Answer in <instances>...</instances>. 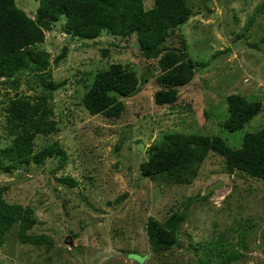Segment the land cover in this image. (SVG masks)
Here are the masks:
<instances>
[{
	"label": "rangeland",
	"instance_id": "1",
	"mask_svg": "<svg viewBox=\"0 0 264 264\" xmlns=\"http://www.w3.org/2000/svg\"><path fill=\"white\" fill-rule=\"evenodd\" d=\"M12 1L35 21L39 0ZM183 1L186 19L167 28L156 57L141 52L134 32L73 35L60 14L43 19L42 40L29 46L47 53L43 85L33 64L0 76V149L11 143L8 120L24 102L44 105L53 122L33 135L31 154L51 144L62 151L19 164L0 153V199L28 207L25 233L39 238L22 242L12 222L0 233V264H264V178L228 170L210 151L182 181L138 169L167 133L217 135L237 148L244 132L264 128V0ZM152 6L142 0L143 9ZM168 50L193 72L172 103L156 105L154 91L165 88L156 81L158 58ZM115 63L134 73V91L117 96L118 116L88 114L83 93ZM231 93L261 108L227 132L221 124ZM147 218L166 228L177 222L168 249L150 250Z\"/></svg>",
	"mask_w": 264,
	"mask_h": 264
},
{
	"label": "trees",
	"instance_id": "2",
	"mask_svg": "<svg viewBox=\"0 0 264 264\" xmlns=\"http://www.w3.org/2000/svg\"><path fill=\"white\" fill-rule=\"evenodd\" d=\"M60 14L65 16V27L73 35L92 38L102 30L120 36L134 32L141 52L156 57L160 53L156 46L163 40L167 28L184 21L187 8L183 0H153L150 9H143L142 0H39L35 21H32L14 6L12 0H0V76L33 64L43 85L47 53L31 50L29 46L42 40L41 27L47 28L43 19L55 20ZM177 55L179 53L168 50L158 58L161 73L156 76V81L165 88L154 91L152 99L156 105L172 103L176 98V87L192 76L190 62L180 63ZM137 83L132 71L118 63L112 64L96 72L81 102L90 115L116 117L122 109L117 96L131 93ZM225 102L227 115L221 125L227 132L240 130L261 108L259 101H248L235 93L226 95ZM20 104L25 108L12 112L8 120L14 127L13 139L0 149V153L14 164L62 154L56 144L45 146L38 155L31 154L33 135L51 131L53 122L44 119V105L29 108L27 103ZM32 116L36 117L32 119ZM209 151L223 157L228 170L237 169L264 178V128L244 132L237 148L228 146L217 135L167 133L147 148V156L138 164V169L144 176L164 174L168 180L182 181L185 174L193 173L194 163ZM64 180L69 185L74 183L67 178ZM29 214L28 207L10 205L0 199V233L17 221L20 226L18 238L22 242L38 243L36 235L25 233L32 224ZM176 224L166 228L155 219L147 218L145 232L151 251H163L172 245Z\"/></svg>",
	"mask_w": 264,
	"mask_h": 264
}]
</instances>
